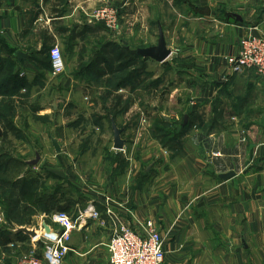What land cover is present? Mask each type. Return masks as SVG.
Segmentation results:
<instances>
[{"label": "crops", "instance_id": "obj_1", "mask_svg": "<svg viewBox=\"0 0 264 264\" xmlns=\"http://www.w3.org/2000/svg\"><path fill=\"white\" fill-rule=\"evenodd\" d=\"M106 2L130 18L112 31L128 29V37L107 38L106 25L92 19ZM160 25L171 56L142 57L145 85L137 73L123 85L122 47L156 45ZM250 34L264 36V0H0V108L29 110L16 122L6 114L30 131L13 133L29 164L14 180L15 198L30 204L22 183L30 181L42 203L31 222L38 227L46 215L78 217L91 204L101 215L74 232L63 264H110L117 219L139 234L151 221L165 241V264H264V77L234 73L226 61ZM56 43L66 60L61 76L49 59ZM119 95L127 109L116 107ZM112 118L123 150L114 148ZM0 140L9 157L7 138ZM41 241L3 245L12 257L1 264H20L25 244Z\"/></svg>", "mask_w": 264, "mask_h": 264}, {"label": "built area", "instance_id": "obj_2", "mask_svg": "<svg viewBox=\"0 0 264 264\" xmlns=\"http://www.w3.org/2000/svg\"><path fill=\"white\" fill-rule=\"evenodd\" d=\"M92 19L104 23L113 32L119 31V9L108 2L95 9ZM49 55L53 75H63L66 71V60L61 45L56 43L51 46ZM226 61L234 73L254 71L264 77V36L248 35L241 41L237 54L227 56ZM89 187L87 184L86 188ZM107 200L109 203L112 201L110 198ZM88 211L90 214H87ZM108 213H113L109 206ZM100 216L92 204L78 217H73L66 211L53 213L49 216L52 224L46 223L50 230L47 231L43 224L39 227L42 233L38 237L45 245L42 255L35 253L25 255L21 258L20 264H63L71 251L70 242L74 232L82 228L85 219H98ZM3 221L0 216V223ZM54 224L58 228L54 227ZM114 224L115 230L108 244L110 264H165L167 256L165 241L151 221L147 224L146 234H139L119 219L114 221Z\"/></svg>", "mask_w": 264, "mask_h": 264}, {"label": "rangeland", "instance_id": "obj_3", "mask_svg": "<svg viewBox=\"0 0 264 264\" xmlns=\"http://www.w3.org/2000/svg\"><path fill=\"white\" fill-rule=\"evenodd\" d=\"M109 3V2H108ZM111 4V3H110ZM112 5V4H111ZM114 6V5H113ZM119 14H120V22H121V25L125 28H128L129 27V24H130V18L128 16L125 15L124 12L120 13V10H119ZM155 31H156V34H155ZM155 31H154V36L152 37V40L153 42H157V39L159 38V29H156L155 28ZM128 34H129V30L128 29H124V30H121V32L119 34H116L114 35V33L106 26V30H105V35L107 38H114V36L116 37H124V36H127L128 37ZM146 36H144V41H149L145 38ZM142 41V40H141ZM139 41V42H141ZM144 44V43H143ZM138 46H140V43H138ZM136 46V47H138ZM145 46V45H144ZM148 46V45H146ZM140 62H138V68L140 70L141 68V63L139 64ZM129 69L127 70V72L125 73L124 72V75H129ZM133 81V79H132ZM146 80H143V77L141 76V73H138V78H137V82H141V84L145 85V82ZM130 83V81H129ZM99 97V98H98ZM92 99H94L95 102L100 101L102 100L103 103H108V99L107 98H101L100 96L98 95H92L91 97ZM90 99V98H89ZM80 103L81 102H84V99H83V96L82 98L80 97L79 99ZM86 101V100H85ZM129 104V101H123L122 102V107L126 106ZM1 107V106H0ZM7 114H13V113H16L15 115V118L14 116L13 117H10V119H14V121L16 122L17 120V117L20 115L21 117L22 116V113L23 115L27 112H29V110H23V109H17V111H14V109L12 107L10 108H4L3 109ZM78 113V112H76ZM80 113V112H79ZM78 113V115H79ZM0 114H1V109H0ZM18 115V116H17ZM77 114H75V116H78ZM21 117H18V118H21ZM13 121V120H12ZM22 123V125H20ZM19 123V130L21 129H24L26 131V134H28V132L30 133V131H28V128L29 126H25V124L23 122ZM173 128V127H172ZM23 132V130H22ZM171 135H173L175 132H173V130H171ZM0 134L1 135H4V130L3 129H0ZM7 138V150L9 151L10 155L9 157L7 158L6 157V154L5 155H1L0 154V161H3V164H5L3 166V168L5 169V174L7 175L6 177L8 179H11V180H16L22 171H24L26 169V167H28L29 164L25 163V157H23L24 154H21L20 152L18 153L17 152V138L16 136L13 134V133H9L8 136L6 137ZM6 143V142H5ZM50 141L48 142V151H51L53 150L54 148L49 144ZM5 144L1 143V140H0V152H1V148H4ZM37 149L39 150V147H37ZM34 150V149H33ZM35 151V150H34ZM36 158L35 156H32V159ZM7 159L9 160V162H6ZM23 164H22V163ZM10 187V186H9ZM1 186H0V216L4 219L3 222L0 223V232L1 230H4L6 228H13L14 227V224H23V226H28L30 228L32 227H37V229L40 227H38V224L36 226V224L34 225L32 222V219H33V215L34 214H38V211L35 213L34 210L30 209L29 210V215H25L24 217H21V216H12L11 215V212H16L17 211V208L14 207L12 208L11 204L12 203H9L8 199H4V196L3 195H8V193H11L13 190L12 189H9V191L6 190V188H4L2 191H1ZM39 208H42V207H39ZM11 211V212H10ZM47 217L48 215L45 216V220L42 221V224L45 222V223H48L50 224L51 222H48L47 221ZM27 224V225H26ZM52 224V223H51ZM15 229V227L13 228ZM36 239V238H35ZM32 245H26L25 244V250L23 249L22 252H23V255H21V257L25 256V255H28L30 253H35V254H38V255H42L43 251H44V242L41 241L38 245L37 244H33L31 243ZM24 247V246H23ZM22 254V253H21ZM12 257V253L11 254H8L7 251L3 248V244H1V238H0V264L2 262H4L5 260H7L8 258H11Z\"/></svg>", "mask_w": 264, "mask_h": 264}, {"label": "trees", "instance_id": "obj_4", "mask_svg": "<svg viewBox=\"0 0 264 264\" xmlns=\"http://www.w3.org/2000/svg\"><path fill=\"white\" fill-rule=\"evenodd\" d=\"M122 48H123L122 52L120 53V56H122L121 57V66H119V68L121 69V72H122V80H121L122 82L121 83L124 85V84L129 83V81L131 79H134L135 78L134 76H135L136 73L138 75V73L141 72V69L140 70L137 69L136 72L133 71L131 74H130V72H128L129 75H124V72L126 73L127 70L129 69V67L131 65L135 64L134 62H136L137 59H138V62H140V59L142 57L139 56V55L134 54L131 51V48H128L127 46H123ZM49 59H50V55H49ZM50 63H51V60H50ZM106 64L109 65L108 62H106ZM141 65H143V64H141ZM51 67H52V64H51ZM115 100H116V103H115L116 107L122 105L123 97L121 95L116 97ZM127 107L128 106L126 105L123 108L127 109ZM0 109H1L0 119H4L3 120L4 123L2 125V128L4 130V135L3 136L6 138L9 132H12L14 134H18V129L19 128H17V126H15L14 123L7 118V116H6L7 113L2 108H0ZM187 128H188V126L185 127V130H183L181 134H183L186 131ZM160 129H161V132L166 133L167 136H169V137L171 136V133H170L171 130H169L167 128H164V129L160 128ZM178 136H179V134H178ZM169 139H173V138H169ZM169 142H172V141H169ZM4 165L5 164H3V161H0V172L2 171ZM22 183H23V188L27 189V190L24 191L25 195L28 196V197H31V202H30V204H27V205H20L19 204V200H17L18 198H15V191H16V186H17L16 184L17 183H15L14 180L0 179V186L1 187H6V188H9V189L13 190L11 193H8V195H7V197H9V203H12L11 206L13 205L12 208H14V207L17 208L16 212H11L10 211L11 215L13 217L14 216L15 217L16 216L17 217L18 216L24 217L25 215H29V210L30 209L34 210L36 208L35 205H37L38 202H39V204L42 205V203H40V200H38V202H36V201L34 202L33 201L34 192H33L32 183L30 181H25V182L22 181ZM17 225L23 226V224L19 223V224H14V227L17 226ZM13 228H6L4 230H1V233H0L1 244L6 245V244H8L10 242H13V240H15V241L16 240L17 241L18 240L24 241V240L30 239V237L27 234H25V233H22V232H17L16 233V232H14Z\"/></svg>", "mask_w": 264, "mask_h": 264}, {"label": "water", "instance_id": "obj_5", "mask_svg": "<svg viewBox=\"0 0 264 264\" xmlns=\"http://www.w3.org/2000/svg\"><path fill=\"white\" fill-rule=\"evenodd\" d=\"M131 51L136 55L144 57L145 59L151 58L157 62H164L172 54V50L168 47L165 34H164V31L161 25L159 26V38H158V42L156 45L134 48V49H131ZM185 123H187V118H185ZM112 127L114 131V148L123 150L125 146V142H126L125 139H123L122 137L123 129L117 126L113 118H112ZM53 145L58 152L61 151L59 143L56 139H53ZM234 174H235L234 172H229L221 176L227 179L233 176ZM43 226L46 228L47 231L50 230V227L48 224L43 223ZM13 231L16 233L17 232L25 233L29 237L34 238V239L39 236V230L37 229V227L30 228L28 226L17 225L15 226V229H13Z\"/></svg>", "mask_w": 264, "mask_h": 264}, {"label": "bare ground", "instance_id": "obj_6", "mask_svg": "<svg viewBox=\"0 0 264 264\" xmlns=\"http://www.w3.org/2000/svg\"><path fill=\"white\" fill-rule=\"evenodd\" d=\"M88 213H89V212H88ZM88 213H87V214H88ZM89 214H90V213H89Z\"/></svg>", "mask_w": 264, "mask_h": 264}]
</instances>
